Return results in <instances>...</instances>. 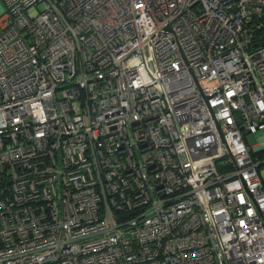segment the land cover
<instances>
[{"label": "built area", "instance_id": "1", "mask_svg": "<svg viewBox=\"0 0 264 264\" xmlns=\"http://www.w3.org/2000/svg\"><path fill=\"white\" fill-rule=\"evenodd\" d=\"M0 264H264V0H0Z\"/></svg>", "mask_w": 264, "mask_h": 264}]
</instances>
